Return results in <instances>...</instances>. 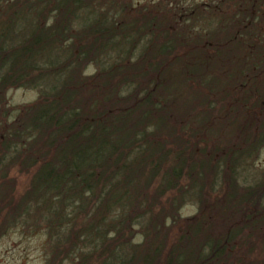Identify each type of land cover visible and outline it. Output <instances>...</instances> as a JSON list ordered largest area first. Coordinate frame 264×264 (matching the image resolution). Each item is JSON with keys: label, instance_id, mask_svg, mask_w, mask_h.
Here are the masks:
<instances>
[{"label": "trees", "instance_id": "obj_1", "mask_svg": "<svg viewBox=\"0 0 264 264\" xmlns=\"http://www.w3.org/2000/svg\"><path fill=\"white\" fill-rule=\"evenodd\" d=\"M263 148L264 0H0V238L45 264H264Z\"/></svg>", "mask_w": 264, "mask_h": 264}, {"label": "rangeland", "instance_id": "obj_2", "mask_svg": "<svg viewBox=\"0 0 264 264\" xmlns=\"http://www.w3.org/2000/svg\"><path fill=\"white\" fill-rule=\"evenodd\" d=\"M145 1V0H135ZM204 2L207 0H195ZM8 99L12 106H18L33 102L37 92L30 89H12L8 92ZM255 168L264 167V148L259 152L254 161ZM25 176L21 177L19 184H23ZM197 210L192 203L184 205L180 210L182 217H189ZM46 237L43 232L29 233L21 228L8 230L0 238V264H45Z\"/></svg>", "mask_w": 264, "mask_h": 264}]
</instances>
